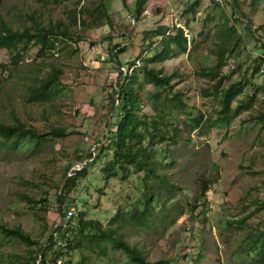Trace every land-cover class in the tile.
<instances>
[{"label": "rangeland", "instance_id": "rangeland-1", "mask_svg": "<svg viewBox=\"0 0 264 264\" xmlns=\"http://www.w3.org/2000/svg\"><path fill=\"white\" fill-rule=\"evenodd\" d=\"M140 1L142 10L136 21L120 0H107L111 23L90 30L73 24V2L2 1L0 16L15 28L60 19L69 26L70 39H57L55 49L47 55L27 44L22 47L17 64L10 62L8 52L0 48V122L15 116L39 132L63 127L70 134L16 151H2L0 221L7 227L21 228L36 244L27 247L0 238V264H32L31 251L46 244L49 247L44 245L43 252L48 255L62 245L63 234L54 228L68 208L74 216L62 220L67 227L75 225L80 213L84 219L99 221L102 227L120 224L123 240L150 262L264 264V243L261 247V241L255 242L264 227V211L260 208L264 202V125L255 118L264 106V58L259 50L260 43L264 44V0ZM159 25L167 26L171 34L176 28L182 29L188 50L148 65L164 74H179L175 88L183 93V101L193 113L200 110L205 115L214 114L217 102L201 94L202 88L211 89L213 82L194 72L216 63L224 41L222 30L226 28L236 31L232 38L229 36L232 41L240 39L235 42L233 54L227 55L222 74L228 76L227 81L233 80L235 61L250 66L247 77L254 83L256 96L250 103L245 95L233 103L232 109L239 104L240 111L227 126L202 124L190 131L182 119L173 121L179 129L178 136L155 146L162 149L164 156L158 154L160 162L153 165L167 182L149 177L143 184L140 179L144 173L123 182L107 181L99 167L110 159L111 153L102 150L99 159L97 147L111 117L110 95L119 69V64L108 57V50L118 44L130 46L118 60L126 73V65L136 59L129 73L133 68V72H138L135 67L161 49L157 44L146 52L142 46L152 41L143 42V35ZM140 53L141 58H136ZM252 56L262 59L258 60L256 75L251 72ZM50 65L61 71L60 94L47 103L28 102L25 75L31 69L38 72ZM137 75L141 81L140 73ZM143 110L151 113L147 106ZM89 153L91 159L87 158ZM85 165L86 176L59 203L57 193L64 176ZM149 192L154 201L147 228L116 219V214L128 213L134 205L144 203V193ZM51 233L55 242L49 249ZM64 235L70 240L75 237L80 244L77 249L62 250L66 251L60 258L62 264H127L122 251L97 246L95 240L91 242L90 234L76 236L73 231H66Z\"/></svg>", "mask_w": 264, "mask_h": 264}, {"label": "trees", "instance_id": "trees-1", "mask_svg": "<svg viewBox=\"0 0 264 264\" xmlns=\"http://www.w3.org/2000/svg\"><path fill=\"white\" fill-rule=\"evenodd\" d=\"M2 1L0 0V7ZM50 1L53 3L73 2L75 6L73 7L71 20L74 25L83 26L87 30L111 23V17L106 6L107 0H87L86 2L84 0ZM82 2L83 4H81ZM120 2L127 7L130 16L137 21L141 14L142 2L140 0H133L132 3H128V0H120ZM69 30V26L60 19H56L54 22L42 20L34 22L28 27L15 28L0 16V48H4L8 52L10 62L17 64L22 47L31 44L37 48V53L47 55L55 49L57 39H70ZM168 30L167 26L159 25L143 35V42L152 40L147 43V46L142 44L144 46L143 50L147 52L149 48L157 44L161 45V49L136 66L135 69L137 68L138 72L137 70L133 72V68L129 73L132 66H135L136 59L126 65V73L123 72V66L118 60L119 55L125 53L130 46L118 44L108 50V57L119 64V69L115 81V90L113 95H110L111 117L106 123L104 139L97 147L100 152L97 154L99 159L103 155L102 150L111 153L110 159L101 163L99 167V171L107 181L118 179L123 182L133 175L144 173L143 178L140 179L143 184L146 183L149 177L167 182L166 177L158 174L153 165L160 162L158 154L164 156L162 149H156L155 146L160 143L166 144V142L174 140L178 136L179 129L172 123L173 121L182 119L190 131L198 129L202 124L208 127L227 126L235 113L240 111L239 104L235 109H232L233 103L244 95L250 103L256 96L254 83L247 77L250 66L246 67L244 63L235 61V78L227 81L228 76L222 74V68L227 63V55L233 54L235 42L240 39L237 37L232 41L231 38L236 34V31L233 28H226L222 30L224 41L221 43L222 48L218 50L216 63L208 67H200L194 72L197 77L213 82L211 89L202 88L201 94L217 102L215 109H213L215 115H211L210 112L205 115L200 110L193 113L183 101V93L180 89L175 88V80H180L179 74L177 72L164 74L161 69L149 67L148 65L149 63H161L176 54L187 52V39L182 29H174L172 34L168 33ZM260 44L259 50L263 53L260 55L261 58H264V44ZM140 56L141 53L136 58L140 59ZM261 58L257 56L250 58L253 62V65H251L253 75L259 72L260 63L258 60H262ZM230 59H234V57L231 56ZM138 73L141 75V81L138 80ZM60 76L61 71L55 65H50L47 68L43 67L38 72L31 69L25 75L24 85L28 102L47 103L55 100L62 89ZM147 86H149V89H147ZM144 106L149 107L151 113L144 112ZM180 114L184 117H180ZM255 118L264 125V106ZM69 134L70 132L63 127H51L47 131L39 132L37 129L25 125L17 117L12 116L10 121L0 122V157L3 150L16 151L20 147L28 148L32 144L63 139ZM87 158L91 159L90 153ZM161 158L163 159V157ZM86 169L87 166L85 165L80 170L70 171L68 176H64L57 193L59 203L75 190L77 182L86 176ZM144 194V203L141 201L134 205L128 213L116 214V219L119 218L121 221L140 228H147L153 215L151 204L154 201V195L150 192L147 195ZM24 200L32 202L28 198H24ZM43 208H45L44 212H47L46 207ZM260 208L264 211V202L261 203ZM63 218L56 225L54 231L63 234H60V240H64L62 244L65 245L52 249L49 252L51 255L48 254L49 256L43 252L44 245L49 247L46 244L39 247L35 252L34 250L31 251L32 264H56V261L66 254V251L62 252V250L77 249L80 243L75 240V237L74 240H70L69 237L64 235L66 231H73L76 236L90 234L91 242L95 240L97 246H103L104 249L106 246L119 249L125 255L127 264H163V261L159 260L155 262L146 260L140 250L125 242L120 233V224L115 225V227H102L99 221L84 219V215L80 213L73 227L69 225V227L66 226L67 229L62 230ZM87 231H90V233ZM257 237L258 239L256 238L255 242L257 240L261 241L262 247L264 227L258 231ZM0 238L11 239L27 247L36 244L21 228L7 227L1 221ZM48 240L47 244H51L49 248L51 249L55 242L53 233L48 236ZM37 257L39 259L35 263Z\"/></svg>", "mask_w": 264, "mask_h": 264}, {"label": "built area", "instance_id": "built-area-1", "mask_svg": "<svg viewBox=\"0 0 264 264\" xmlns=\"http://www.w3.org/2000/svg\"><path fill=\"white\" fill-rule=\"evenodd\" d=\"M73 216H74V214H73V211H72V209L70 208V209H68L67 211H66V214H65V216H64V218H63V220L64 219H66V220H71V219H73ZM65 222H63V227L65 226ZM66 226H67V224H66ZM65 226V227H66ZM65 244H62V246H64ZM56 264H62V260L61 259H58L57 261H56Z\"/></svg>", "mask_w": 264, "mask_h": 264}]
</instances>
